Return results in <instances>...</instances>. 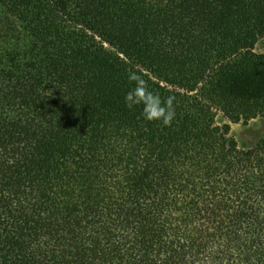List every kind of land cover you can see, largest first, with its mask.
<instances>
[{
	"label": "trees",
	"instance_id": "trees-1",
	"mask_svg": "<svg viewBox=\"0 0 264 264\" xmlns=\"http://www.w3.org/2000/svg\"><path fill=\"white\" fill-rule=\"evenodd\" d=\"M262 40L264 0H0V264H264Z\"/></svg>",
	"mask_w": 264,
	"mask_h": 264
},
{
	"label": "clouds",
	"instance_id": "clouds-1",
	"mask_svg": "<svg viewBox=\"0 0 264 264\" xmlns=\"http://www.w3.org/2000/svg\"><path fill=\"white\" fill-rule=\"evenodd\" d=\"M129 80L133 83V87L125 94L126 106L142 105L146 120L160 121L163 125L170 126L175 118L174 98H161L138 73L130 74Z\"/></svg>",
	"mask_w": 264,
	"mask_h": 264
},
{
	"label": "rangeland",
	"instance_id": "rangeland-1",
	"mask_svg": "<svg viewBox=\"0 0 264 264\" xmlns=\"http://www.w3.org/2000/svg\"><path fill=\"white\" fill-rule=\"evenodd\" d=\"M256 52L264 53V40L256 46ZM232 135L241 147H251L264 140V117H258L249 123L231 124Z\"/></svg>",
	"mask_w": 264,
	"mask_h": 264
}]
</instances>
